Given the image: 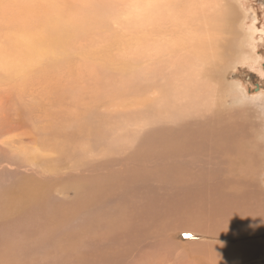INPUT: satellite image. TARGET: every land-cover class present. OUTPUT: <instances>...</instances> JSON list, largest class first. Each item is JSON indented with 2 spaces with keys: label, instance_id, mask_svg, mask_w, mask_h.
Instances as JSON below:
<instances>
[{
  "label": "rangeland",
  "instance_id": "1",
  "mask_svg": "<svg viewBox=\"0 0 264 264\" xmlns=\"http://www.w3.org/2000/svg\"><path fill=\"white\" fill-rule=\"evenodd\" d=\"M206 2L0 0V264H232L211 246L234 232L205 215L139 219L126 233L133 215L158 216L184 180L180 164L193 181L214 159L166 150L171 135L180 147L185 124L184 133L239 125L264 191V0ZM54 24L69 25L63 49L52 46ZM42 47L53 49L26 59ZM19 61L25 68H7ZM252 202L260 216L235 264H264V202ZM111 246L132 249L120 262L123 253L104 252Z\"/></svg>",
  "mask_w": 264,
  "mask_h": 264
},
{
  "label": "bare ground",
  "instance_id": "2",
  "mask_svg": "<svg viewBox=\"0 0 264 264\" xmlns=\"http://www.w3.org/2000/svg\"><path fill=\"white\" fill-rule=\"evenodd\" d=\"M193 1H195V0H193ZM196 1H198V0H196ZM217 1L218 0H216V2ZM209 2H211V0ZM209 2L207 0L206 3L209 4ZM157 3H155V4L154 3H150V4L155 5L157 7V5H158ZM207 6H205V7L208 8ZM211 6H213V5H211ZM228 7H231V6H228ZM225 8H227V7H225ZM150 11L152 12V10H150ZM204 11H206V10H204ZM219 15H221V13ZM220 19H222V18H220ZM220 19H219V21H220ZM194 20H195V18H194ZM204 25H206V24H204ZM68 27H69L68 24H66V25L54 24V25L51 26V29H52V31L54 33L52 34L50 39H51L52 46L54 48L57 47V48L63 49L65 47V42L68 43V41H70V37H68V34L70 32ZM214 28H215V26H214ZM214 31H216V29H214ZM194 35H196V34H194ZM208 39L210 40V38H208ZM216 39H220V38H216ZM242 40H243V38H242ZM192 44H193V42H192ZM211 45L212 44H210V46ZM216 46H217V44H216ZM212 47H211V49H212ZM17 49H19V46L17 47ZM51 49H53V48L52 47H49V48L42 47L41 49L33 48L32 50L25 52L26 59H30V58H33L35 56L37 57V56H40V55L43 56V54H46ZM216 49H217V47H216ZM234 51H232V52H234ZM212 53H213V51H212ZM211 55H213V54H211ZM36 57L34 59H36ZM6 65H7L8 69H14V67L16 69H18V70L20 68H22V69L25 68L24 67V63L22 61L17 62V64L15 66H13V65H11L9 63H7ZM128 77H127V79H128ZM127 88H129V86ZM143 88H145V87H143ZM129 91H130V89H129ZM87 92H88V90H87ZM122 94H124V92ZM146 97H148V96H146ZM155 97H156V95H155ZM223 98H224V96H223ZM141 100H144V99H141ZM129 101H133V100H129ZM129 101H128V103H129ZM138 101H139V99H138ZM144 102H145V100H144ZM145 105H147V104H145ZM122 106H124V105H122ZM133 106H135V105H133ZM129 108H130V105H129ZM203 113H205V112H203ZM197 116H199V114H197ZM180 127H181V132L183 134L180 137L176 138V140L179 141L177 146H180V147H176V145H174V138H173V135H171L170 138H169V142H168L169 147H167L166 150L167 151H171V152L172 151L177 152L179 149H182V150H185V151H194L195 153H201V154L203 153L205 155L209 154L208 156H211V157L213 156L214 157V159L211 160V164L213 166H211V164H210V166L207 165L209 167L202 166V168H201V166H200L199 167L200 169L198 168V171L195 174H193L194 180L193 181H191V180L189 181L188 180L189 173L191 171H193V170H191V171L189 170V168L192 169V167L190 166L191 164L190 165L184 164V166H181L183 163L180 164L179 167L182 168L181 171L183 172V170H184L186 173L183 172L184 180L180 183L177 191L174 192V190L171 188L172 186L168 188V190L171 188V191H170V193L168 192V196L166 195L167 198H165V200H163L164 198H162L160 200L161 202L164 201L163 202V203H165L164 205H162L161 202L151 201V204H153L155 207L157 206L158 203L161 204V205L158 204L159 206L156 207V210L158 212V216L155 219H151L149 217L141 216V215H138V214L133 215L131 220H130V227L126 230V233L128 234L127 238H129L131 236V232L133 230H134L133 232H135V230L137 229V228L136 229H134V228H135L136 224L138 223L139 219H143V222H145L146 224L147 223H152L154 226H161V225H164L165 223H167L166 222L167 218L170 221L173 218L178 217L179 215L183 216L186 213H190V214L194 213L197 216L198 215H200V216L205 215V217H206L205 224L210 222L209 225H213L216 229H223V230H226V231H233L234 232V235L232 237H230V238L227 237L228 235H220L219 233L214 235V237H213L214 243L212 244L211 248H212V251H213L212 255L214 256L215 260H218L219 258L222 257V259L225 262L231 261L232 264H235L234 261L240 259V254H238L235 251V248H239L242 245L248 244V241L243 240L241 237L243 235H245V233H246L245 231H247V228L249 226H252V225L256 226L257 225V220H258V218L260 216L256 212V207L254 205V202H252V200H257L259 207H261L263 202H264V200H263L264 199V191L262 189L258 188V186L252 181V178L250 179L251 169H253L250 166V163H251L250 162V158L253 155H252L251 152H248V149H250V146H248V145H253L251 143V140L253 138L250 139L251 138L250 136H246V135H244L242 133H238L239 125L236 126L234 121L225 123L224 127H222L221 129L218 128L215 133L212 132L213 134L210 133L207 130V128H198V129L197 128H193L192 132L184 133L187 130V128H188L187 124L182 125ZM244 127H246V125ZM232 131H233V133H231ZM248 135H249V133H248ZM106 143H108V142H106ZM145 149H147V147ZM196 156H198V155H196ZM247 157H249L248 161H247ZM186 159H185L184 163L187 162ZM188 159L190 160V158H188ZM152 160H154V159H152ZM199 160H197V161L200 163ZM194 161H196V160H194ZM169 162H167V163H169ZM176 163H178V162H176ZM128 164H129V162H128ZM198 165L195 164V166H197V167H198ZM134 166H135V163H134ZM150 166L151 165H149V167ZM163 166H164V164H163ZM169 166H171V164H168V167ZM118 167L119 166H117V168ZM194 167H193V169H194ZM124 168H125V166H124ZM136 168H137V166H136ZM111 169H113V168H111ZM180 178H182V177H180ZM169 180H170V183H177L178 182V181L175 182L173 178H169ZM180 180H182V179H180ZM154 186H155V184H154ZM86 191H88V190H86ZM34 195L35 194H32L31 197L33 198ZM129 195H131V194H129ZM132 196L133 195H131V197ZM24 197H26V194H24ZM153 205H152V207H154ZM152 210H155V209L152 208ZM7 211H8V209H7ZM177 225L184 226V223L181 222V223H179ZM140 227H141V225H140ZM199 231H202V227L199 228ZM196 232H197V230H196ZM123 235H124V233H123ZM143 237H145V236H143ZM95 240H98V239H95ZM140 243H142V242H140ZM161 244H163V243L158 244V247ZM158 247H156V249ZM129 248H130V246H129ZM131 249L125 250V249H122V248H120L118 246L117 247L111 246V247H108L107 249H104V252H107L108 256L114 255L116 257L123 253L121 258H120V262H123V259H125L127 254H129V251H131ZM96 252H97L96 250H92L88 254L90 259H91V256H93L90 261L95 262V263L98 262L94 258V254ZM97 255H98V253H97ZM99 255H101V253ZM210 256H209V258H210ZM104 259H105V257H104ZM116 259H114V260H116ZM188 261L186 262V264H188ZM218 264H220V263H218Z\"/></svg>",
  "mask_w": 264,
  "mask_h": 264
}]
</instances>
